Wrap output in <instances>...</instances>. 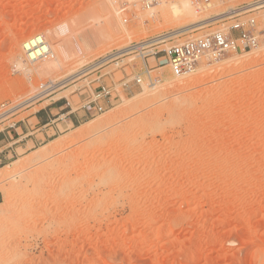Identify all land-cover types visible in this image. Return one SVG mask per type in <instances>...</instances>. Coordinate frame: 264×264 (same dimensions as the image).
<instances>
[{
    "label": "rangeland",
    "instance_id": "obj_1",
    "mask_svg": "<svg viewBox=\"0 0 264 264\" xmlns=\"http://www.w3.org/2000/svg\"><path fill=\"white\" fill-rule=\"evenodd\" d=\"M141 1L0 0V106L63 85L0 134L54 101L73 111L51 138L0 164V264H264V37L188 76L154 70L156 92L143 76L102 114L80 109L84 79L67 70L193 23L167 17L182 0ZM256 1L190 5L202 22ZM36 34L65 49L60 66L27 62L22 44ZM122 64L116 80L143 68L136 55Z\"/></svg>",
    "mask_w": 264,
    "mask_h": 264
},
{
    "label": "built area",
    "instance_id": "obj_2",
    "mask_svg": "<svg viewBox=\"0 0 264 264\" xmlns=\"http://www.w3.org/2000/svg\"><path fill=\"white\" fill-rule=\"evenodd\" d=\"M187 1L197 11H202L220 0ZM141 2L144 6L150 8L158 0H142ZM250 6L249 4H245L228 9L222 13V16H224L222 19L204 24L193 31L179 29L154 38L132 43L114 53L97 59L89 66H85L82 70L68 77V79L72 78L75 82L84 79L83 82L85 84L76 90L80 98V109L91 115L102 114L110 110L115 106V102L121 100V96L129 91L132 84L137 86L143 85V76H147L148 82L151 83L153 81L151 73L154 70L169 67L173 76L178 78L184 77L196 72L198 66L204 60L218 61L227 54L242 53L257 48L264 37V5L262 9ZM126 10L127 6L123 5L121 12H125ZM220 22H225L224 26L220 29H210L204 31L201 35L187 36L192 32L213 27ZM22 50L27 62L31 64L45 62L52 57L51 46L41 34L31 36L24 41ZM132 55H136L141 60L143 65L142 70L140 73H131L130 76L127 75L120 80H116L115 70L120 69L119 72H122L121 68L126 66V64H122L124 58ZM109 65L114 68L102 74L103 69ZM90 74H94L96 78L91 82H87ZM93 83H95L94 86L97 88L93 89V87H90ZM55 86L58 87L51 92H55L63 87L60 83L55 85L53 83L50 84L47 90ZM42 94L24 100L21 103L11 104L8 102L2 104L0 106V111H2L0 114V124L18 116L22 110L29 108L34 103L42 102L41 100L47 97ZM58 101L60 102V100ZM66 101L68 102V100ZM67 105L70 107V103ZM18 123L10 124L6 131Z\"/></svg>",
    "mask_w": 264,
    "mask_h": 264
},
{
    "label": "crops",
    "instance_id": "obj_3",
    "mask_svg": "<svg viewBox=\"0 0 264 264\" xmlns=\"http://www.w3.org/2000/svg\"><path fill=\"white\" fill-rule=\"evenodd\" d=\"M67 107L64 101L58 103L54 101L44 110L35 113L10 130L0 134V164L10 159L11 156L18 155L20 149L27 150L30 145L35 147L36 144L42 143L43 140L51 138L50 131L53 130L56 133L61 125L58 122L73 113V111H67ZM61 113L60 117L55 118ZM73 117L76 118L75 116ZM73 117L66 120L68 124L69 122L71 124L79 122ZM31 121H33V126Z\"/></svg>",
    "mask_w": 264,
    "mask_h": 264
},
{
    "label": "bare ground",
    "instance_id": "obj_4",
    "mask_svg": "<svg viewBox=\"0 0 264 264\" xmlns=\"http://www.w3.org/2000/svg\"><path fill=\"white\" fill-rule=\"evenodd\" d=\"M249 5H251L250 7H252V8H256V7H258L259 9H262L263 8V5H264V0H258V1H256V2H253V3H250ZM250 7H248V8H250ZM169 9H170V12H168V15H167V17L169 18V20L170 21H181V20H184V21H188V20H191V21H193V23L192 24H189V25H187L186 27H183V29L184 30H186V31H193L194 29H196L197 27H200V26H202V25H204V24H207L208 22L210 23V22H213V21H216V20H220V19H222L224 16H222V14H219V15H216V17H212V18H206L205 20H203L202 22H199V20H197L198 19V17L199 16H197V13L195 12V10L192 8V6L190 5V3L188 2V1H186V0H182V1H180V2H177V3H172V4H170V6H169ZM201 21V20H200ZM169 23V22H168ZM64 31V30H63ZM60 33V32H59ZM58 33V34H59ZM88 38V37H87ZM51 39V38H50ZM27 40V39H26ZM47 40V42L49 43V41H48V39H46ZM55 40H58V38L57 39H55ZM17 41V40H16ZM57 42V41H56ZM60 42V41H59ZM64 44V43H63ZM18 45H19V47H18ZM57 45V47L56 46H54L53 48H55L54 50H55V52L52 50V48H51V51H52V57H51V59H54V58H57L56 59V61L55 62H53L52 61V63L53 64H56L55 65V67L57 66H60V61H61V57L63 56V51L65 50L64 48V50L62 51V49H61V47L59 46V44H56ZM68 47V46H67ZM15 48L17 49V51L20 49V44H15ZM264 48V47H263ZM20 51V50H19ZM262 51V50H261ZM261 51H258L257 53H259V52H261ZM66 53V52H65ZM15 54V53H14ZM67 55L69 56V57H74L75 56V53H72V52H70V51H68L67 52ZM20 57V56H19ZM63 58V57H62ZM50 60V59H49ZM65 60V59H64ZM48 61V60H47ZM232 61H235V62H231L232 64H235V63H237V61H239V60H237L236 61V59H234V60H232ZM241 61V60H240ZM19 62H21V61H19ZM51 62V61H50ZM62 62V61H61ZM36 64V63H35ZM53 64L52 65H50V64H48V65H50L51 67L53 66ZM229 64V63H228ZM231 64V65H232ZM18 65V64H17ZM20 63H19V67H20ZM46 65V64H45ZM24 66H26V65H24ZM45 67V66H44ZM23 68V67H22ZM223 68V67H222ZM55 69V68H54ZM225 69V68H224ZM28 70V69H27ZM221 70V69H220ZM24 71V70H23ZM24 72H26V70L24 71ZM67 74H74V71L73 70H67ZM150 84V86L151 87H148V92H150V93H154V92H156V90L158 89L157 88V86H156V84L154 83V81H152L151 83H149ZM171 85V84H170ZM58 86H55V87H53L52 89H49V90H47V91H45L42 95H48L53 89H56ZM150 88V89H149ZM146 89V88H145ZM147 90V89H146ZM149 96V95H148ZM103 125V124H102ZM99 126H98V124H97V127L95 126V128H98ZM101 127V126H100ZM8 172V171H7ZM6 173V172H5ZM9 174V173H8ZM1 175V174H0ZM3 176V175H2ZM9 176V175H8ZM1 177V176H0ZM2 178V177H1ZM5 178V177H4ZM4 178H3V180H4ZM3 189V188H2ZM2 189L0 190V191H2ZM213 256V255H212ZM222 256V255H221ZM214 258V257H213ZM217 258H219V255H215V258L214 259H217ZM209 259V258H208ZM222 259V258H221ZM212 260V259H211ZM220 260V259H219Z\"/></svg>",
    "mask_w": 264,
    "mask_h": 264
}]
</instances>
